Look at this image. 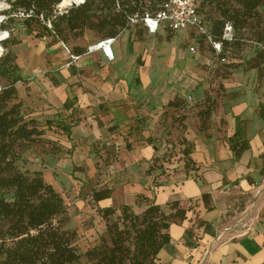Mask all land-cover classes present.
<instances>
[{"label": "rangeland", "instance_id": "obj_1", "mask_svg": "<svg viewBox=\"0 0 264 264\" xmlns=\"http://www.w3.org/2000/svg\"><path fill=\"white\" fill-rule=\"evenodd\" d=\"M6 8V4L0 1V34H4L5 37L8 32V37L0 40V47L3 49L0 57L5 50H10L16 56L19 72L26 80L25 84L16 85V102L20 103V110L26 118L36 121L44 140L43 143L24 148L18 165L22 169L40 172L43 180L62 197L66 206L62 227L75 232L73 244L80 253L92 246L100 235L105 234V223L100 217L99 210L108 206L118 207L121 204H130L133 210H136L137 207L134 205L136 195H144L151 199L152 180H158L165 174L166 165L183 161L184 148L190 146L192 157L200 161L210 154L215 153L217 156L218 151L219 156L224 157L225 152L222 148L211 149L209 145H205L207 139L203 137L206 132L213 133V137L216 135V128L220 122L219 120L215 122L222 108L214 112L203 123V127L197 116L195 118L196 110L193 104L190 109L170 111V115L162 113L159 119L161 126L167 117L170 119L166 120L167 128L163 127L162 133L158 132L153 116H148L147 113L136 120V114L129 106L117 107L106 104L104 110L82 111L75 107V101L71 98L63 102L61 111L58 109V113L56 110L53 111L47 89L52 83L51 72L47 71L46 64L58 51L46 53L44 56L43 39L36 38L35 32L26 29L19 17H14L11 23L6 22L2 15ZM261 12L264 16V8ZM34 29L38 30L37 27ZM193 35H197L196 29L193 28L178 31L172 36L169 35V31L162 28L158 36L146 38L144 41L132 42L127 35H123L119 39V44L113 45L116 61L112 65H102L97 70V75L86 74L69 79L70 86L67 92L71 96L81 94L82 89L96 93L98 79L103 75L126 79L135 71L140 76L156 75L161 80L163 77L174 80L178 76H184L188 80L189 77L198 75L201 83L208 85L205 91L207 100L203 99L205 103L198 107L212 106L214 109L216 97L224 91L219 84L221 67L215 69L211 67L212 59L204 52L209 49L208 43L199 40V45ZM62 37L69 46L73 44L68 32ZM3 42H7L6 49L2 46ZM116 46L122 51L120 60L116 55ZM190 47L197 49V53H190ZM39 55L44 56L42 63L39 62ZM140 56L146 59L145 68L138 65ZM253 56L254 49L244 50L240 55L242 61L240 59L235 61L243 62V65L232 73L230 71L227 78L231 77L241 86L239 101L248 104L258 100L254 92L258 84L255 85L253 82L257 78V71L251 69V64H246ZM230 61L229 59L228 63ZM36 67L38 68L36 74H31V69ZM260 78L264 79V63L261 65ZM80 85L83 88H80ZM194 88L193 86L189 94L193 101H197L199 93H202V86ZM261 92H264V87ZM134 121L135 124L131 127ZM201 128L204 130L201 131ZM164 136L167 137H165L167 145L162 148ZM104 188L111 190L110 205L106 206L105 202L93 203L92 192Z\"/></svg>", "mask_w": 264, "mask_h": 264}, {"label": "trees", "instance_id": "obj_2", "mask_svg": "<svg viewBox=\"0 0 264 264\" xmlns=\"http://www.w3.org/2000/svg\"><path fill=\"white\" fill-rule=\"evenodd\" d=\"M0 1L7 6L2 11L6 22H13L14 15L19 12L31 11L29 17L22 19L26 29L35 32L36 38L50 39L47 46L62 43L71 54L78 56H82L86 49L77 45L85 31L94 33L99 40L117 37L128 29L126 15L136 11L134 7L117 11L114 0H85L81 6L71 8L66 14L52 20L55 6H65V0ZM135 1L153 7L163 0ZM262 8L264 0L198 1L197 13L207 24L212 39L221 40L225 23H230L233 28V40L223 41V52L227 58L219 68L221 78L227 79L230 71L232 73L243 65L240 55L244 50L254 49V56L246 64H251V69L257 71V79H260V69L264 63ZM47 21H50L51 29L46 27ZM65 32L73 40L71 46L62 37ZM200 40L203 41V38L200 37ZM2 46L6 49L7 42H3ZM239 59L241 61L235 63ZM0 83H3L0 84V264H162L160 253L170 242L169 226L175 221L185 220L188 210L183 209L178 201L160 205L140 194L134 200L136 207H143L139 214L130 204L102 208L99 214L105 223V234L80 253L73 244L75 232L62 227L66 215L62 197L43 180L40 172L22 169L18 165L24 148L43 143L44 140L36 121L26 118L20 110V103L16 102V85L25 84L26 80L19 72L16 56L10 50H5L0 57ZM177 104L178 101L174 99L168 106L177 107ZM211 107L199 110L202 127L211 115ZM227 141L235 157H240L248 149V142L238 133ZM182 151L184 168L196 171L198 168L190 158V146ZM261 175L264 177V166ZM110 198L109 188L92 192L95 204ZM202 200L208 204L206 194ZM202 225L197 224L196 227ZM206 230L207 227L204 233ZM186 235L196 242L194 246L198 245L201 238L193 234V228H188Z\"/></svg>", "mask_w": 264, "mask_h": 264}, {"label": "crops", "instance_id": "obj_3", "mask_svg": "<svg viewBox=\"0 0 264 264\" xmlns=\"http://www.w3.org/2000/svg\"><path fill=\"white\" fill-rule=\"evenodd\" d=\"M160 30L157 34L149 36L141 27H130L116 37L114 44H119L123 35H127L132 42L144 41L146 38L158 36ZM170 34L174 33L169 32ZM193 37L197 42L200 40L197 35ZM98 40L94 33L85 31L77 45L86 48ZM43 41L44 56L46 53L58 51L57 56H53L52 60L48 59L46 64L47 71L51 72L50 78H53L50 87L47 86L53 111H61L63 102L71 98L75 101V107L82 111L104 110L106 104L129 106L136 114V120L147 113L148 116H153L159 133L167 128L166 120H170L167 117L161 126L159 119L162 113L190 109L193 104L196 110L195 118L197 116L199 119L198 113L202 108L198 106L205 103L203 99L207 100L205 91L208 85L201 83L198 75L191 76L188 80L184 76H178L174 80L163 77L161 80L156 75L140 76L135 71L126 79L103 75L98 79L96 93L82 89L81 94L71 96L68 93L69 79L86 74L97 75V70L102 65H112L116 61L115 53L113 61L106 60L100 52H94L82 55L76 63L67 66L68 54L61 45L55 42L47 46L50 39L44 38ZM204 52L211 56L210 49ZM43 55H39L40 63L43 61ZM116 55L118 60L122 58V51L118 46ZM137 62L141 68L146 67L144 56H140ZM37 71V67L32 68L30 73L34 75ZM219 78V84L224 91L216 97L210 117L222 108L215 122L219 120L220 125L216 128L214 137L213 133L208 132L204 133L203 137L207 139L205 145H209L211 149L222 148L224 157L219 156L218 151L217 156L215 153L210 154L200 161L193 158L191 153L190 158L198 168L196 171H187L183 161L170 163L165 166L164 175L158 180H152L153 196L150 200L160 205L178 201L183 209L188 210L185 220L175 221L169 226L170 242L160 253L162 264H264V177L261 175L264 166V92H261L264 79L253 80L255 85L258 84L257 90L254 91L258 100L248 104L239 101L241 86L235 83L234 79ZM30 85L32 86V82ZM193 86L194 89L202 86V93H199L197 101H193L189 94ZM80 88L83 87L80 85ZM174 99L178 101L177 107H169L168 103ZM235 133L248 142V149L240 157H235L228 147L227 139ZM165 137L162 140V148L167 145ZM158 183L162 185L156 186ZM205 194L208 196V204L202 200ZM102 202L107 203L106 206L111 203L110 199ZM142 210L143 207H137L134 212L139 214ZM201 223L204 225L197 228V224ZM188 228H193V234L201 238L198 245L194 246L193 243L196 242L187 237Z\"/></svg>", "mask_w": 264, "mask_h": 264}, {"label": "built area", "instance_id": "obj_4", "mask_svg": "<svg viewBox=\"0 0 264 264\" xmlns=\"http://www.w3.org/2000/svg\"><path fill=\"white\" fill-rule=\"evenodd\" d=\"M199 0H163L155 6L145 4H137L135 0H114L115 10H126L128 7H134L135 12L126 15V27H141L149 36L155 35L163 28L170 33H176L182 30L196 29L197 37L203 38V41L208 43V48L211 51L212 68L226 63V58L223 52V41L231 42L233 40V28L230 23H225L221 35V40H214L209 34L207 24L200 18L197 13V4ZM62 2V1H61ZM85 0H79L77 3H71L67 6H55L51 19H56L59 16L66 14L71 8H76L84 4ZM31 15V11L27 13L19 12L14 17L21 19ZM48 29H51L50 21L45 23ZM8 37V32L6 33ZM5 38V39H6ZM4 40V39H3ZM116 37H106L90 44L86 47L84 54H92L100 52L102 56L108 60H114L113 44ZM2 41V40H1ZM61 47L68 54L67 66L76 63L81 56L71 54L68 48L61 43ZM189 52L197 53V49L190 47Z\"/></svg>", "mask_w": 264, "mask_h": 264}, {"label": "bare ground", "instance_id": "obj_5", "mask_svg": "<svg viewBox=\"0 0 264 264\" xmlns=\"http://www.w3.org/2000/svg\"><path fill=\"white\" fill-rule=\"evenodd\" d=\"M73 2L77 3V2H79V0H65V6H67ZM5 38H6V36L4 37V34H0V40L5 39ZM2 50L3 49L0 47V53L2 52Z\"/></svg>", "mask_w": 264, "mask_h": 264}]
</instances>
